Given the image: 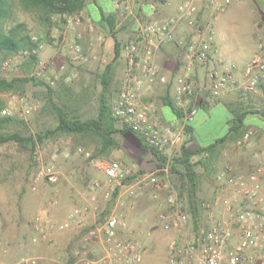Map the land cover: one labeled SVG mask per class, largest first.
<instances>
[{"label":"rangeland","instance_id":"1","mask_svg":"<svg viewBox=\"0 0 264 264\" xmlns=\"http://www.w3.org/2000/svg\"><path fill=\"white\" fill-rule=\"evenodd\" d=\"M112 8L111 0H87L80 24L55 16L54 20H60L58 25L47 29L35 12L25 11L15 1L11 2L6 26L22 22L29 34L40 37L38 57L50 62L47 72L55 84L51 85L54 88L51 94L45 86L31 82L16 91L0 92L3 107L10 104L12 94L23 96L26 102L37 105L25 116L18 115V104L12 105L13 115L19 121L10 124L8 131L35 136L53 128L57 122L55 106L63 107L82 119L96 116L102 91L100 76L114 52L111 39L106 42V37L111 36H106L103 28L93 25L92 16L97 17L100 10L111 11ZM125 15L117 11L116 22ZM85 18H90V22ZM114 32L118 37V32ZM76 34L80 35L78 43L83 47L85 59L71 64L69 44L75 41ZM8 57L11 63L7 69H1L2 76H32L35 66L28 73L24 72L23 61L26 58L16 53ZM61 63H67L63 71L58 69ZM123 68L124 61L120 57L113 66V77L107 91L110 103L115 98ZM165 110L173 114L169 107ZM228 117L229 114L217 104L209 109L200 108L194 120L200 143L207 145L222 135L226 131ZM133 136L130 132L114 133L112 137L117 145L108 151L101 150L97 137L82 134L49 137L38 143L35 151L12 141L0 144V264H16L18 258L25 254L38 256L37 264H81L83 258H96L102 253V239L97 226L104 214L111 211L127 219V227L121 231V236L138 238L146 248L137 264H166L167 246L175 231L160 222L156 202L146 203L147 213L142 216L146 223L138 225L135 214L138 198L122 192L112 198L114 183L106 180L100 168V162L114 159L120 161L123 168H140L143 171L154 168L155 162L149 163L153 161L150 152L141 153ZM188 145L192 149L197 148L193 144ZM126 147L137 156L143 155L141 164L137 163L136 157L129 156ZM200 156L196 154L191 159L197 173L192 202L188 199V187L182 186L186 181L183 179L184 168L177 165L173 175L182 203L191 213L193 226L191 208L195 205L197 209V227L210 224L208 210L202 204L215 196V176L227 164L223 158L216 159L217 156L205 161ZM47 167L58 172L59 180L49 183L41 179L33 190L36 176ZM95 182L100 183V188L95 186ZM75 208L82 209L84 213L70 219L69 215ZM66 220V228H50L52 224L58 226ZM35 226L43 228L44 232L41 234ZM33 237L35 241H32Z\"/></svg>","mask_w":264,"mask_h":264},{"label":"built area","instance_id":"2","mask_svg":"<svg viewBox=\"0 0 264 264\" xmlns=\"http://www.w3.org/2000/svg\"><path fill=\"white\" fill-rule=\"evenodd\" d=\"M148 3L162 0H139ZM136 0H114L117 11L126 15L134 14ZM203 0H180L177 11L164 20H148L141 23L133 38L124 45L121 58L124 68L119 77L115 98L111 102V115L116 118L120 126L126 125L149 148L157 151L160 157H151L155 162L154 168L143 171L140 168H123L120 161L114 159L100 162V168L107 181L118 187V193L137 198L150 193L156 202L158 218L166 228H172L175 233L167 246L166 264H264V148L256 151L254 157L257 163L248 172L239 173L231 169H223L215 176V196L202 204L208 210L210 224L194 227L191 225V213L182 203L177 189L172 167L182 144L188 142V124L194 119L201 98L192 100L196 90L194 65L206 68L209 88L213 93H219L230 86L249 92L260 94L264 86V54L260 50L255 53L244 67L245 80L237 83L231 71L227 68L216 69L207 66L210 44L207 41L191 40L188 43V56L185 70L175 78L174 103L182 111L176 121L164 118L154 103L147 97L157 83L164 84L168 78L159 71L155 62L159 46L171 39L177 26L187 21L194 24L195 15ZM229 0H208V4L215 11H223ZM63 17L73 24H80L83 15L77 13ZM90 22V18H85ZM39 47L21 49L16 54L26 58L37 55ZM85 59L80 43L74 41L69 44V62L76 64ZM11 63L6 58L1 65L5 70ZM50 62L39 59L32 72V76L43 77L51 85L55 80L48 74ZM67 63L58 66L65 70ZM18 104V115L25 116L37 105L26 102L25 97L12 94L10 104L2 107L0 113L13 115L12 105ZM253 131L236 139L234 147L247 145ZM202 157H208L207 150L202 151ZM56 183L59 174L52 167L42 168L35 178L32 189L40 180ZM100 188V183L95 182ZM83 210L75 208L69 218L83 215ZM67 220L58 226L50 228L64 229ZM127 227V219L121 214L111 211L104 214L97 226L102 239V253L96 258H83L81 264H137L142 260L146 251L138 238H123L121 231ZM42 234L43 228L35 226ZM36 238L33 237L32 241ZM38 256L22 255L16 264H37Z\"/></svg>","mask_w":264,"mask_h":264},{"label":"crops","instance_id":"3","mask_svg":"<svg viewBox=\"0 0 264 264\" xmlns=\"http://www.w3.org/2000/svg\"><path fill=\"white\" fill-rule=\"evenodd\" d=\"M111 2L112 10H100L99 16H92V21L94 26L104 29L106 36H111L110 38L106 37V42L109 43L111 39L113 52L115 40L120 43L122 52L123 44L133 38L141 23L152 19H166L177 11L180 0H162L155 3L136 0L134 14L125 15L115 23L114 29L118 32L116 38L111 35L108 31L109 26L101 19L102 14L117 13L114 0ZM88 9L90 8L88 7ZM119 14L123 13L119 12ZM78 37L80 35L76 34L73 40L78 42ZM191 40H203L210 44L208 67L227 68L231 71L235 81L242 83L245 80L244 67L260 50V44L263 45L264 54V0H229L225 9L220 12L213 10L208 4V0H203L195 15L194 24H188L187 21L181 22L174 30L171 39L159 46L155 62L159 71L165 74L168 80L164 84L157 83L147 98L169 121H176L178 118L168 102H174L175 78L185 70L188 56L187 47ZM194 73L197 86L192 100L201 98L195 117L200 108L209 109L217 104L229 114L230 118L228 117L226 121V131L222 135L213 138L207 145H202L195 131L194 117L188 124L190 135L187 144L203 147L215 143L211 155L213 158L217 156L216 159L223 158L227 163L225 169L229 168L239 173L248 172L258 161L254 157L255 152L264 148V86L260 94L244 92L235 86H230L219 93H213L209 88L206 68L195 64ZM165 107H169L174 115L167 112ZM249 130L253 131L250 142L243 147H234L235 140L243 137ZM133 137L135 138V136ZM126 151L130 157H136L138 164L142 163L143 155L137 156L127 147ZM143 152L145 153L147 150L141 148V153ZM151 162L154 161H149V163ZM137 198L135 214L138 218L136 223L143 226L146 223V220L142 218L147 213L146 203L155 202V200L152 199L150 193Z\"/></svg>","mask_w":264,"mask_h":264},{"label":"trees","instance_id":"4","mask_svg":"<svg viewBox=\"0 0 264 264\" xmlns=\"http://www.w3.org/2000/svg\"><path fill=\"white\" fill-rule=\"evenodd\" d=\"M15 1L23 10L28 12H35L40 22L49 29L56 26L57 21L54 20L55 16L62 20L63 15L72 16L80 13L84 10L87 4V0H0V92L4 91H16L19 90L27 82H31L36 85L45 86L47 91L51 94L54 92L53 86L43 77L35 76H15L12 78H6L1 75L2 62L8 58L10 54L17 53L21 49H32L41 45L40 37H35L29 34L25 29V24L17 22L12 25L6 26V20L10 17V5ZM101 19L106 23L109 28L108 31L115 37V23L116 14H102ZM83 49V47H82ZM121 52V46L118 41L115 40L114 54L110 62H108L100 76L102 83V91L100 94L99 105L97 114L95 117H88L82 119L79 115L71 113L60 106L56 107V124L53 128H47L43 132L36 134L35 136H24L17 132H10L7 127L18 120L14 115H3L0 113V144L6 142H15L25 147H30L32 151H35L38 143L43 142L49 137L56 136L58 134H82L97 137L101 143V150L108 151L111 147L117 145L116 140L112 137L117 132H130L137 139L139 146L142 149L149 151L156 158L160 157L156 150L149 148L142 138L132 131L128 126H120L116 118L111 115V103L107 98V91L110 87L113 77V66L115 61L119 58ZM38 61L37 55H29L23 61V69L25 73H28ZM168 105L176 113L177 117L182 115V111L178 108L174 102H168ZM3 107V103L0 100V110ZM241 120V119H239ZM214 144L197 147L192 149L187 142L182 144L178 155L175 158L172 170L174 171L177 165L184 168V177L186 181L182 182V186L188 187V199L192 202L196 183L197 173L194 170L195 163L191 162L192 157L196 154L202 153L207 150L209 152L208 157H203V161L210 160L213 152ZM118 193V187L114 188L112 198H115ZM192 215L194 227L197 226V209L195 205L192 206ZM103 215V214H101Z\"/></svg>","mask_w":264,"mask_h":264}]
</instances>
